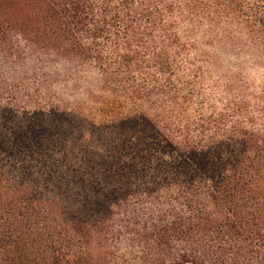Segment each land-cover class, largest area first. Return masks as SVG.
<instances>
[{
    "label": "trees",
    "instance_id": "1",
    "mask_svg": "<svg viewBox=\"0 0 264 264\" xmlns=\"http://www.w3.org/2000/svg\"><path fill=\"white\" fill-rule=\"evenodd\" d=\"M176 9L186 23H202L200 9L217 18L233 13L225 27L243 32L252 54L264 52V0H0V54L19 56V41L57 66V76L75 78L92 103L109 106L101 96L146 66L132 39ZM170 56L161 50L149 61L169 75ZM9 70L1 59L0 71ZM140 88L127 87L126 96L136 100ZM180 89L168 81L147 94L176 105L189 91ZM12 95L0 100V264H97L107 237L119 236L109 222L141 206L156 222L141 237L145 248L181 250L175 264H264L258 112L140 104L91 113L79 103L16 106Z\"/></svg>",
    "mask_w": 264,
    "mask_h": 264
},
{
    "label": "rangeland",
    "instance_id": "2",
    "mask_svg": "<svg viewBox=\"0 0 264 264\" xmlns=\"http://www.w3.org/2000/svg\"><path fill=\"white\" fill-rule=\"evenodd\" d=\"M204 11H195V19L201 16L202 23H186L188 15L176 9L172 13L163 14L158 26L146 25L140 29L138 36L130 42V48L138 52L139 59L146 66L144 70L130 71V84H121L108 97L101 96L108 101L109 106L92 103L86 95L87 89L82 91L74 88L75 78L57 76L54 68L57 66H52L49 60L30 52L19 41L14 42L16 45L13 46L18 49L19 56L0 54V60H5L6 64L15 69L7 73L0 71V100H8L13 94L12 101L16 106H50L53 103L71 106L79 103L91 113L96 108L141 106L140 104L142 108L148 109L186 106L191 111L199 110V106H246L248 112H258L257 122L261 123L264 119V52L260 55L252 54L241 43H245L240 35L243 32L238 33L225 27L223 21L232 20L233 13H225L217 18ZM167 23L172 24L173 29H167ZM190 23L193 25H188ZM174 35L179 36L181 46L175 45ZM238 35L241 37L236 38ZM228 38L231 41H225ZM243 49L245 53L242 52ZM161 50L171 55L169 61L173 69L169 75L151 66L149 61L155 52ZM46 67H49L48 71L44 69ZM168 81L183 92L187 89L183 82L190 84L187 94L176 95V105L168 103L166 95H157V91L147 94L148 89L158 88ZM134 84L141 85V88L134 90L137 99L131 100L126 96L129 94L126 88ZM97 93L100 94L98 91ZM130 211V208L119 211L109 222L113 231L119 230V236L107 237L106 259L97 260V264H175L179 260L177 253L181 250L157 252L147 250L144 246L141 237L150 235L152 226L156 224L149 217V209L141 206L135 208L131 215Z\"/></svg>",
    "mask_w": 264,
    "mask_h": 264
}]
</instances>
